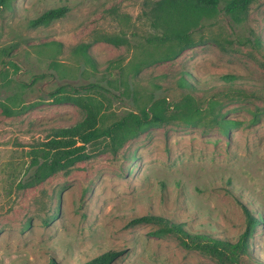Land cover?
Returning a JSON list of instances; mask_svg holds the SVG:
<instances>
[{
  "label": "rangeland",
  "instance_id": "374dc122",
  "mask_svg": "<svg viewBox=\"0 0 264 264\" xmlns=\"http://www.w3.org/2000/svg\"><path fill=\"white\" fill-rule=\"evenodd\" d=\"M162 1L0 8V264H83L107 252L120 253L111 264H264V0H251L240 23L223 11L204 21L174 59L151 43ZM59 7L64 18L30 26ZM91 83L108 91L84 89ZM64 85L95 97L104 125L157 101L164 120L28 185L31 151L86 114L52 96ZM147 215L160 218L134 223Z\"/></svg>",
  "mask_w": 264,
  "mask_h": 264
},
{
  "label": "trees",
  "instance_id": "16d2710c",
  "mask_svg": "<svg viewBox=\"0 0 264 264\" xmlns=\"http://www.w3.org/2000/svg\"><path fill=\"white\" fill-rule=\"evenodd\" d=\"M12 1L0 0V8H9ZM250 2L251 0H163L158 4L154 13L149 16L151 26L158 32L151 43L161 50L164 59H174L195 45L194 33L204 21L223 11L240 23ZM68 12L67 7L52 8L41 16L30 20L29 24L31 27L46 26L64 18ZM4 64L13 71L19 68L14 61H5ZM1 74L0 72V76ZM3 76L10 81L6 73ZM223 78L231 80L234 77L223 76ZM180 83L183 86L190 85L185 77L180 78ZM65 86L67 85L59 87L52 93V96H56L59 101L74 102L83 108L86 114L75 125L56 130L49 140L31 151L30 169L32 174L29 177L28 185L38 184L57 172L69 170L78 163L89 159L90 146L98 142H107L114 147L116 144H122L129 136L139 133L145 127L164 120L163 110L166 103L157 101L150 109L147 107L140 112H129L122 119L110 125H104L102 104L97 102L98 100L90 93L83 96L76 90V95H67ZM96 87L104 89V87L93 83L85 86L84 89L90 91ZM104 90L108 91V89ZM157 218L160 217L147 215L135 220L134 223H138L139 220L155 221ZM248 218L249 227L258 224L257 220L249 213ZM178 232L186 235L192 243H204L216 251L226 249V243L218 238L206 235L193 236L185 229H179ZM248 239L249 236L246 233L237 247L244 248ZM119 255L120 253L107 252L83 264H111ZM49 264L58 263L53 260Z\"/></svg>",
  "mask_w": 264,
  "mask_h": 264
}]
</instances>
